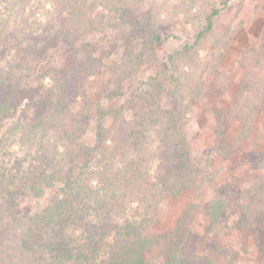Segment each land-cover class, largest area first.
<instances>
[{
  "label": "trees",
  "instance_id": "trees-1",
  "mask_svg": "<svg viewBox=\"0 0 264 264\" xmlns=\"http://www.w3.org/2000/svg\"><path fill=\"white\" fill-rule=\"evenodd\" d=\"M33 1L0 4V47L8 39L14 44L9 56L5 51L0 58V264H202L192 251L191 231L147 230L166 197L185 192L201 197L209 182L192 158L190 114L232 82L221 64L236 31L217 28L232 0H47L53 12L45 23L30 13ZM180 16L193 28L192 40L160 59L156 45ZM107 29L118 32L124 52L113 65L116 78L100 97L121 96L130 75L154 69L109 126L110 112L100 101L77 105L85 82L104 65L99 43L90 38ZM60 43L73 51L63 66L40 73L35 84L36 65ZM240 63L245 73L236 96L226 111L216 113L213 153L220 155L229 154L222 143L228 125L239 123V145L264 114V50L247 48ZM96 112L95 143L89 145L81 139ZM37 139L36 151L43 156L36 169L27 155L19 157L9 147L32 148ZM257 165L260 175L250 186L233 190L230 177L217 190L207 205L212 226L227 224L229 212L238 209V228L258 231L264 155ZM58 181L59 190L40 213H19L18 195L38 198ZM186 213L193 218L190 209ZM78 229L83 238L76 236Z\"/></svg>",
  "mask_w": 264,
  "mask_h": 264
},
{
  "label": "rangeland",
  "instance_id": "rangeland-1",
  "mask_svg": "<svg viewBox=\"0 0 264 264\" xmlns=\"http://www.w3.org/2000/svg\"><path fill=\"white\" fill-rule=\"evenodd\" d=\"M3 0H0V4ZM53 4L50 1L34 0L29 7L34 19L45 23ZM40 12L37 16L36 13ZM37 16V17H36ZM47 16V17H46ZM217 28L219 31L235 30V36L221 64V69L227 73L232 82L227 89L214 92L206 101L199 102L190 114L189 135L192 143V158L198 162L209 177V182L204 187L203 195L197 196L196 193L185 192L176 198L166 197L155 218L154 224L148 228L147 233L167 232L175 227L181 231H191V239L194 242L195 255L203 260L202 264H264V211L258 209L257 222L258 231L254 229H240L237 226L240 212L233 209L229 212L227 224L219 227L212 226L208 213V203L215 196V193L222 185L230 181L233 177V190H238L250 186L260 175L259 160L264 153V114H261L258 122L254 125L247 140L236 145L240 125L235 122L228 125L226 129V140L223 145L229 150V154L220 155L213 153L218 139L217 112L226 111L236 96L240 82L244 75V69L240 60L247 48H257L264 50V0H232L229 5L219 14L217 18ZM193 28L183 20V16L175 19V22L164 32L166 39L156 45V51L160 59L166 60L170 53L181 48L190 42L193 37ZM90 40L99 43L98 55L103 59V67L100 73L91 76L86 82L82 95L78 97L77 105L82 102L95 104L100 101L101 105L109 110L106 124L109 126L114 120L116 110L122 107L125 100L135 92L144 88L149 75L154 73L153 68L142 70L138 74L130 75L124 83V92L121 96L110 100L100 97V91L116 78L113 69L115 62H121L123 58L124 45L119 38L118 32L107 29L102 33H94ZM13 40L8 39L0 47V58L3 53L13 49ZM74 48L65 43H60L58 47L51 50L43 58L32 72L35 84L39 82V74L50 66L61 67L64 65L68 54ZM14 50V49H13ZM4 60V59H3ZM46 81H49L47 79ZM169 92L166 93L165 103H169ZM97 105V103H96ZM128 118L132 117L130 111H125ZM96 112L91 120L90 128L82 137V142L94 145L97 130ZM37 144L32 146L20 147L18 143L10 145V150L17 152L19 157L27 155L28 162H31L36 169L42 166L43 151H36ZM218 144V143H217ZM30 156V157H29ZM27 158V160H28ZM27 162V163H28ZM82 158L77 160L76 166L81 165ZM40 166H38V165ZM3 169L0 164V170ZM153 175H156L154 170ZM262 173V172H261ZM1 176V174H0ZM61 182L58 181L53 187H46L44 195L36 198L32 196L18 195L19 213L34 215L40 213L50 202L54 193L59 190ZM137 205V202L134 203ZM190 209L193 218L186 215ZM191 217V220H189ZM112 221L117 223L120 218L114 214ZM80 229L76 231V236L83 238ZM261 235L263 244L260 245L257 236ZM114 238V237H112ZM41 264V263H36Z\"/></svg>",
  "mask_w": 264,
  "mask_h": 264
}]
</instances>
